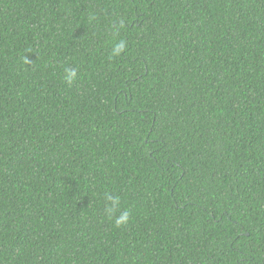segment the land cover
<instances>
[{
	"label": "trees",
	"instance_id": "obj_1",
	"mask_svg": "<svg viewBox=\"0 0 264 264\" xmlns=\"http://www.w3.org/2000/svg\"><path fill=\"white\" fill-rule=\"evenodd\" d=\"M0 264H264V0H0Z\"/></svg>",
	"mask_w": 264,
	"mask_h": 264
},
{
	"label": "clouds",
	"instance_id": "obj_2",
	"mask_svg": "<svg viewBox=\"0 0 264 264\" xmlns=\"http://www.w3.org/2000/svg\"><path fill=\"white\" fill-rule=\"evenodd\" d=\"M126 47V44L124 42L116 43L114 45L115 52L114 54H118L121 50H123ZM65 81H67L69 84H71L75 79H76V73L73 69L66 68L65 69V76H64ZM108 201L109 204L105 208V213L108 216L109 219H112L118 210L120 206V199L113 198L110 195L105 197ZM131 213L128 210H125L121 212V214L118 217H115V224L117 227H120L124 224H127L130 220Z\"/></svg>",
	"mask_w": 264,
	"mask_h": 264
}]
</instances>
